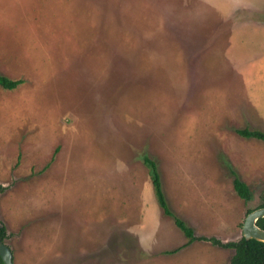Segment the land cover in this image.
<instances>
[{
    "label": "rangeland",
    "instance_id": "374dc122",
    "mask_svg": "<svg viewBox=\"0 0 264 264\" xmlns=\"http://www.w3.org/2000/svg\"><path fill=\"white\" fill-rule=\"evenodd\" d=\"M0 75L13 264L229 263L212 240L264 191V142L237 133L264 132V0H0Z\"/></svg>",
    "mask_w": 264,
    "mask_h": 264
},
{
    "label": "trees",
    "instance_id": "16d2710c",
    "mask_svg": "<svg viewBox=\"0 0 264 264\" xmlns=\"http://www.w3.org/2000/svg\"><path fill=\"white\" fill-rule=\"evenodd\" d=\"M20 83L21 80H13L0 75V87L4 89H14ZM237 133L243 137H252L262 140L264 142V132L258 130H248L245 128L237 130ZM142 161L148 169L153 193L158 205L160 206L165 215L173 217L175 225L180 230H182L184 236L188 238V242L192 241L195 238L192 229L187 227L179 218L174 217V214L171 212L168 206L164 192L162 190L160 175L156 163L146 156L143 157ZM232 185L234 191L241 199L245 201L251 199V192L248 186L243 181H241L235 174ZM260 207H264V191L261 196V200L259 204L255 207V209ZM252 210H248L247 213ZM256 225L264 229V217L259 218L256 221ZM6 236L7 234L2 224L0 226V239L4 241ZM212 241L214 243L220 244L222 247L232 248L233 254L230 257L228 264H264V243L261 241H257L255 239L246 240L242 236L236 241H229L225 243L219 242L215 239H213ZM0 264H3L1 258Z\"/></svg>",
    "mask_w": 264,
    "mask_h": 264
},
{
    "label": "water",
    "instance_id": "95a60500",
    "mask_svg": "<svg viewBox=\"0 0 264 264\" xmlns=\"http://www.w3.org/2000/svg\"><path fill=\"white\" fill-rule=\"evenodd\" d=\"M264 217V207L250 211L242 225V237L246 240L255 239L264 243V229L256 225V221ZM2 223L0 222V226ZM0 258L3 264H13L12 252L7 244L0 239Z\"/></svg>",
    "mask_w": 264,
    "mask_h": 264
}]
</instances>
